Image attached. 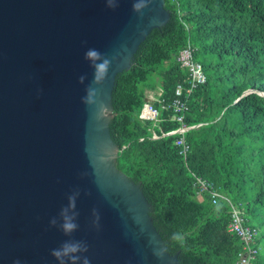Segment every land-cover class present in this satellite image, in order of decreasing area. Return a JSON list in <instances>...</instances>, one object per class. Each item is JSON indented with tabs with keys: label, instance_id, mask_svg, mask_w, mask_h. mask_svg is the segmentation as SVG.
Returning a JSON list of instances; mask_svg holds the SVG:
<instances>
[{
	"label": "water",
	"instance_id": "water-1",
	"mask_svg": "<svg viewBox=\"0 0 264 264\" xmlns=\"http://www.w3.org/2000/svg\"><path fill=\"white\" fill-rule=\"evenodd\" d=\"M169 19L165 0H0V264H60L65 242L87 249L66 264H181L110 132L118 75Z\"/></svg>",
	"mask_w": 264,
	"mask_h": 264
},
{
	"label": "trees",
	"instance_id": "trees-1",
	"mask_svg": "<svg viewBox=\"0 0 264 264\" xmlns=\"http://www.w3.org/2000/svg\"><path fill=\"white\" fill-rule=\"evenodd\" d=\"M170 19L154 28L113 91L117 167L141 182L154 225L181 264H239L241 239L228 231L232 204L261 216L253 264H264V0H165ZM191 43L206 81L188 97V158L176 144V88L188 86L178 61ZM152 76L156 81H152ZM248 89L253 92L244 94ZM187 92L185 91V95ZM151 101L158 120L140 117ZM158 138H154V135ZM230 199H198L197 178Z\"/></svg>",
	"mask_w": 264,
	"mask_h": 264
},
{
	"label": "built area",
	"instance_id": "built-area-1",
	"mask_svg": "<svg viewBox=\"0 0 264 264\" xmlns=\"http://www.w3.org/2000/svg\"><path fill=\"white\" fill-rule=\"evenodd\" d=\"M196 48L188 43L183 47L178 55V61L188 73V86L185 88L183 84H179L176 88V98L173 101L174 117L173 120L180 122L182 125L178 128L180 138L176 140V144L181 146L180 153L184 156L185 160L188 158L190 145L186 142L184 134L190 130L191 126L185 124L186 112L189 109L188 97L190 94L202 83L206 81V75L203 71V66L195 59ZM185 91L187 94L185 95ZM140 117L145 120H158L159 111L153 105L151 101H147L142 108ZM198 126V125H194ZM190 128V129H189ZM175 130V131H177ZM170 132L169 134H174ZM154 138H158V135H154ZM197 185L199 186L198 194L201 195L204 192H209L213 203H217L219 199L223 198L228 201L230 199L216 190H211L207 180L198 177ZM232 221L229 224L228 231L234 235H237L243 243V251L239 253V264H253V260L256 257L257 249L255 247V239L258 234V230L248 224L243 212L242 205L232 204Z\"/></svg>",
	"mask_w": 264,
	"mask_h": 264
},
{
	"label": "clouds",
	"instance_id": "clouds-1",
	"mask_svg": "<svg viewBox=\"0 0 264 264\" xmlns=\"http://www.w3.org/2000/svg\"><path fill=\"white\" fill-rule=\"evenodd\" d=\"M97 53L95 51H89L86 53V58L88 56H96ZM81 82H83L84 77H80ZM71 201H73V207H74V199L75 197L72 196L69 198ZM67 209H63L61 215L63 216L64 223L62 225V228L67 230V232H71L72 230H75L77 228V224L73 222V216L66 215ZM52 223H55V220L52 221ZM86 246L82 245L80 242H65L60 249L53 250V255L59 258L60 264H66L65 257L68 258L67 261H76L79 260V256L73 255L74 253H78L81 251H86ZM16 264H19V261H16ZM84 264H88L87 259L84 260Z\"/></svg>",
	"mask_w": 264,
	"mask_h": 264
},
{
	"label": "rangeland",
	"instance_id": "rangeland-1",
	"mask_svg": "<svg viewBox=\"0 0 264 264\" xmlns=\"http://www.w3.org/2000/svg\"><path fill=\"white\" fill-rule=\"evenodd\" d=\"M152 81H156V78L154 76H152ZM201 195L198 196V199L202 198ZM245 216H246L247 222L249 224L256 223L258 225V223L262 221V217L261 216H255L252 212L251 213H246ZM263 229H264L263 226H261V230H263Z\"/></svg>",
	"mask_w": 264,
	"mask_h": 264
}]
</instances>
